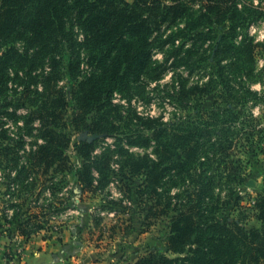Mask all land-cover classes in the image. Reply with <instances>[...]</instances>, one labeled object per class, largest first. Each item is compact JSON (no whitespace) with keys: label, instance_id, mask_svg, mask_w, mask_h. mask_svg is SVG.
<instances>
[{"label":"trees","instance_id":"obj_1","mask_svg":"<svg viewBox=\"0 0 264 264\" xmlns=\"http://www.w3.org/2000/svg\"><path fill=\"white\" fill-rule=\"evenodd\" d=\"M194 4L197 10L193 9ZM259 15L261 13L247 7L244 0H0V49L4 48L0 52V95L7 88L16 64L30 59V67H33L38 55H51L65 46L69 51L66 73L73 81L70 99L75 105L70 127L76 133H107L101 121L107 114L105 108L111 95L119 87L140 81L151 64L154 48L187 38L186 57L179 62L188 63L194 59L198 46L208 42L214 63L211 77L207 83L194 85L187 93L213 95L214 106L207 115L209 124L218 128L217 141L206 148L200 143L205 131L191 127L178 136L180 145L174 152H170V145H164L163 154L158 155L160 151L155 150L154 158L149 155L137 159L129 157V176L142 177L134 193L139 204L147 206V219L167 214L163 208L169 204L160 209L159 191L165 173L174 171L173 175L170 173L175 177L172 182L184 184L188 177L196 185L194 200L187 202L170 219L166 238L170 256L149 252L134 264H264V190L251 205L258 227L248 229L242 220H229L225 215L206 217L203 205L212 186L203 178L202 170L196 179L191 176L192 170L202 169L217 155L225 159L231 157L232 152L238 153L241 140L256 134L261 136L264 132L237 122L243 114V105L250 98H257L251 83L263 74V69H257V45L244 33ZM180 24L182 28L163 39L167 30ZM73 26L81 33L79 42ZM19 41L28 46L24 53L14 45ZM77 44L85 48L88 56L90 70L83 76L75 51ZM30 49L33 50L31 55L28 54ZM12 74L18 76V72ZM29 89L26 86V91ZM56 93L28 112L23 128L27 136H32L33 131L37 134L30 145L21 137H9L4 117H15V112L0 105V173L6 181L1 184L5 189L2 192L0 189V194L8 196V200L0 204L3 224L0 223V227L6 226L5 230L10 233V227L16 224V231L24 240L44 229L56 234L61 232L50 225L52 219L47 212L51 205L38 203L41 193L48 191L54 195L57 185L41 182L40 193L35 194L40 178L47 181L56 174H73L84 193H94L109 181L107 153L98 155L93 142H73L59 129L58 120L68 101L63 93ZM219 101L224 104L223 108ZM248 118L254 122L250 114ZM34 120H37L36 127ZM149 129L153 130L151 138L158 141L160 132L153 127ZM149 140L146 137L132 144L143 146ZM69 149L75 163L66 154ZM171 156L173 160L162 166L163 160L169 161ZM221 167L227 171L228 182L237 177L239 184L247 182L239 175L240 159L230 160ZM128 188L127 193H130ZM228 191L231 193L233 187H228ZM32 196L36 199L28 201ZM234 203L239 204V201ZM9 210H12L11 216L7 214ZM93 222L98 226L97 220Z\"/></svg>","mask_w":264,"mask_h":264},{"label":"rangeland","instance_id":"obj_2","mask_svg":"<svg viewBox=\"0 0 264 264\" xmlns=\"http://www.w3.org/2000/svg\"><path fill=\"white\" fill-rule=\"evenodd\" d=\"M244 3L261 13L255 22L249 23L244 33L251 36L257 45V69H263V74L251 83V89L258 94L257 98H250L243 105V114H240L237 122L264 131V0H244ZM192 7L197 10L195 4ZM182 26L183 24H180L176 28L167 30L163 39ZM73 29L74 36L79 42L81 33L77 27L73 26ZM207 43L198 46L196 52L194 51L196 53L194 59L188 63L179 62V59L186 57L184 51L189 44L187 38L177 39L175 42L154 48L151 64L140 81L119 87L111 95L109 104L105 108L107 114H104V119L101 121L107 133L98 135L76 133L70 127L71 118L75 114V105L70 99L73 81L66 73L69 51L65 46L57 48L51 55H38L33 67H30V59H26L12 69V73L18 72V76L10 74L7 88L0 95V105H5V109L15 112V117H4L10 138L21 137L26 145L33 143L37 139L36 132L33 131L32 136H27L23 128L28 112L33 107L36 108L42 100L60 91L65 95L68 105L62 111L61 120H58L59 129L63 130L73 142H79L80 139L88 140L94 143L96 154L106 152L108 155L109 181L105 187L94 193L82 192L73 174H56L47 181L42 177L38 183L39 187L35 194L40 193L41 182L45 185H57L54 195L44 191L41 197H38V203L51 205L47 212L52 219L50 225H55L61 232L64 230L66 233L71 232V237L77 240L68 248L71 255L66 257V264H134L149 252L170 256L166 250L170 219L185 207L187 202L194 200L193 192L196 185L188 177L184 184L172 182L171 179L175 180V177L171 176L174 171L165 173L159 190L162 201V206L159 207L161 209L168 203L169 206L163 208L167 214L157 219H147V206L143 203L139 204L138 197L134 193L142 177L131 178L127 164L130 156L134 159L143 155L154 158L157 155L155 150L160 151L158 155L163 154L161 148L164 145H170L168 146L170 152H174L175 147L180 145L178 136L191 127L205 131L200 143L202 145L204 143L206 148L217 141L218 128L209 124L210 119L207 115L214 106L213 95L200 92L187 93L191 87L204 85L211 77L214 63ZM14 45L21 53L28 48L22 41ZM3 49L1 48L0 52ZM75 51L83 76L90 70L87 66V52L79 44L76 45ZM32 53L33 50L30 49L28 54ZM50 58L55 62H51ZM26 86L30 87L28 91ZM219 105L224 107L220 101ZM248 114L254 120L253 123L250 122ZM32 123L36 127L37 120ZM151 127L160 132L158 141L151 138L153 132L149 129ZM262 135L264 132L261 136L256 134L248 140L238 142V145L242 144V146L238 153L232 152L231 157L223 159L217 155L213 160L206 162L202 169H197L195 172L192 170L191 176L194 179L202 170L203 178L212 186L203 205L206 209L204 212L206 217L225 215L229 220H242L248 229L258 227L251 205L264 190V136ZM146 137L150 138L148 144L143 146L132 144ZM66 154L72 163L76 162L71 149ZM173 158L174 156H171V160H163L162 166L168 165ZM237 159H240L242 168L239 175L247 181L243 185L238 183V177L228 182L227 171L221 167L230 160L235 162ZM249 181L253 182L252 186L247 185ZM3 183L5 184L6 181L0 173L1 192L5 189L1 185ZM128 187L131 189L130 193H127ZM228 187H233L231 193ZM35 199L36 197L32 196L28 201ZM5 200H8V196L0 194V204ZM236 201H239V204L235 205ZM7 214L11 216L12 210ZM94 220L98 221L96 227ZM0 223L3 225L1 219ZM10 228L8 233L5 230L6 226L0 227V236H3L0 238V264H13L11 263L13 257L10 258L11 249L20 248L17 240L13 239L10 242L16 224ZM39 235L46 239L51 235L57 237L58 234L55 231L46 232L44 229Z\"/></svg>","mask_w":264,"mask_h":264},{"label":"crops","instance_id":"obj_3","mask_svg":"<svg viewBox=\"0 0 264 264\" xmlns=\"http://www.w3.org/2000/svg\"><path fill=\"white\" fill-rule=\"evenodd\" d=\"M13 232L10 242L14 239L20 245V248L11 249L13 256L11 263L13 264H54L55 262L66 264V257L71 255V251L68 248L70 244H74L77 241L71 237V232L66 233L65 230L60 232L57 237L51 235L45 239V237L43 238L39 235L40 232L31 236L28 240L20 237L16 229Z\"/></svg>","mask_w":264,"mask_h":264},{"label":"water","instance_id":"obj_4","mask_svg":"<svg viewBox=\"0 0 264 264\" xmlns=\"http://www.w3.org/2000/svg\"><path fill=\"white\" fill-rule=\"evenodd\" d=\"M79 141H82V139H80ZM247 185H248V186H252V185H253V182H252V181H249V182L247 183Z\"/></svg>","mask_w":264,"mask_h":264}]
</instances>
